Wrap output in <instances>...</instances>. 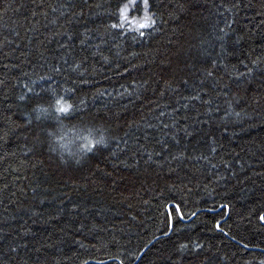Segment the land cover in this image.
<instances>
[{
	"label": "trees",
	"instance_id": "obj_1",
	"mask_svg": "<svg viewBox=\"0 0 264 264\" xmlns=\"http://www.w3.org/2000/svg\"><path fill=\"white\" fill-rule=\"evenodd\" d=\"M114 3L0 0V264H264V0H151L142 38ZM41 86L85 103L37 143Z\"/></svg>",
	"mask_w": 264,
	"mask_h": 264
},
{
	"label": "snow or ice",
	"instance_id": "obj_2",
	"mask_svg": "<svg viewBox=\"0 0 264 264\" xmlns=\"http://www.w3.org/2000/svg\"><path fill=\"white\" fill-rule=\"evenodd\" d=\"M113 8V11L108 13L111 23L108 27L112 30V34L116 37L125 36L128 34H133L134 38L136 35L139 37L145 36L146 29H155L157 20L155 13L152 11L151 0H115L114 5H109ZM72 38L69 37V40ZM67 46V45H62ZM67 63V61H65ZM81 68V64H77L72 71H77ZM54 71L60 73L62 71L61 67L54 66ZM79 76L83 77L84 72L79 71ZM208 75H212L211 72ZM41 80H50L51 77H40ZM38 83V82H37ZM186 84L187 81H184ZM170 86V85H169ZM29 92L33 93L32 96H28V107L30 112L25 117L26 124L31 126L35 123L36 131L34 132V137L37 143H44L47 141H53L55 135L59 134L57 130H62L65 125L64 121L68 120L71 122L74 114L83 111L81 105L85 103L84 100L76 102L74 99L69 103V98L74 97L75 90H70L66 92L65 95H59L56 89H50L41 86L39 91H34L29 88ZM163 95V93H162ZM198 98V97H194ZM21 100H25V96L20 97ZM47 105V107H44ZM35 113V116L32 115ZM163 115V113H161ZM83 125V128L80 127ZM73 128L77 130L78 135L86 132L87 135H82V138L88 142L90 150L91 148H96L99 146L107 147L110 142V129L105 127H97L95 124L91 126L84 123L83 119H80V124H73ZM167 127V125H165ZM51 129V130H50ZM98 137V138H97ZM176 143L179 140L173 136ZM95 141V143H93ZM118 143V142H117ZM162 145L163 141H159ZM167 151V148L164 149ZM179 159L180 157H175ZM214 167V165H213ZM194 215V214H193ZM181 219L183 217L181 216ZM261 221H264V215L260 217ZM171 228V224H169ZM220 226L217 224V229ZM166 235L168 233H165ZM203 245L196 244L193 246V250L198 251ZM188 248V244L180 245V250Z\"/></svg>",
	"mask_w": 264,
	"mask_h": 264
},
{
	"label": "bare ground",
	"instance_id": "obj_3",
	"mask_svg": "<svg viewBox=\"0 0 264 264\" xmlns=\"http://www.w3.org/2000/svg\"><path fill=\"white\" fill-rule=\"evenodd\" d=\"M68 143V142H67ZM78 146V145H77ZM74 148V147H73ZM86 148V147H85Z\"/></svg>",
	"mask_w": 264,
	"mask_h": 264
}]
</instances>
